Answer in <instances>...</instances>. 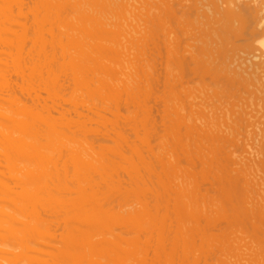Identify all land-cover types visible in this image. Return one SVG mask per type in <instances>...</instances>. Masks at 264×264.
Wrapping results in <instances>:
<instances>
[{
  "label": "bare ground",
  "instance_id": "obj_1",
  "mask_svg": "<svg viewBox=\"0 0 264 264\" xmlns=\"http://www.w3.org/2000/svg\"><path fill=\"white\" fill-rule=\"evenodd\" d=\"M0 5L14 14L0 22V148H17L0 164V238L11 248L0 264L28 263L18 245L44 257L38 233L53 241L43 238L49 251L56 244L54 254L78 242L82 251L71 245L77 257L67 253L64 264H99L95 254L104 251L109 264H264V0ZM110 49L116 58L107 61ZM78 135L95 148L93 160L74 159ZM26 146L58 158L30 169L24 161L23 176L16 152ZM18 174L28 180L22 186ZM121 197L140 207L127 211ZM5 204L23 217L35 213L33 226L23 222L18 232L22 219Z\"/></svg>",
  "mask_w": 264,
  "mask_h": 264
},
{
  "label": "rangeland",
  "instance_id": "obj_2",
  "mask_svg": "<svg viewBox=\"0 0 264 264\" xmlns=\"http://www.w3.org/2000/svg\"><path fill=\"white\" fill-rule=\"evenodd\" d=\"M29 2H31V1H29ZM27 3H28V2H27ZM31 3H32V2H31ZM26 6H28V7L26 8V10H27L28 8L30 9L32 5L29 6V4H28V5H26ZM2 8H3V7H1V5H0V10H1ZM24 8H25V7H24ZM29 9H28V10H29ZM73 9H74V7H73ZM73 9H72V10H73ZM24 10H25V9H24ZM26 10H25V12H26L27 14H29V13L32 12V11H31L32 9L29 10L30 12H29L28 10H27V11H26ZM69 10H70V9H69ZM72 10H70V12H68V13L70 14V13L72 12ZM77 10H78V9H77ZM77 10H76V11H77ZM44 11H45V10H44ZM76 11H75V9H74V11H73V12H74V15L77 14L78 11H77V12H76ZM28 12H29V13H28ZM40 12H41V11H40ZM73 12H72V13H73ZM75 12H76V13H75ZM12 13H13V12H10V13H8V12H4L3 9H2V10L0 11V22H2V21H4V20H6L7 18H10V16L14 15V14H12ZM45 13H46V11H45ZM47 13H49V12H47ZM72 13H71V15H73ZM38 14H39V13H38ZM50 14H51V13H50ZM50 14H49V16H50V17H49L47 14H44L43 11H42V16L45 15V18L48 19V20H46V21H47L48 23H50V25H52L53 22H49V20H50V21H53V20H54V22L57 20V22L59 23V21H58V17L54 14V15H55V18L57 17L56 20H55L54 15H50ZM32 15H33V16H32ZM61 15H62V14H61ZM74 15H73V16H74ZM28 16H29V15H28ZM31 16L34 17V20H35L34 12L31 13ZM40 16H41V14H40ZM46 16H48L49 18L46 17ZM51 16H52V17H51ZM64 16H65V15H64ZM32 17H31L32 20H29V19H30V16H29V19H28V20H29L30 22L33 21V18H32ZM75 17H76V16H75ZM40 18H41V17H40ZM45 18H44V19H45ZM51 18H52V19H51ZM64 18H65V17H64ZM59 19H60V18H59ZM28 20H27V21H28ZM60 20H61V19H60ZM27 21H26V22H27ZM65 21H66V20L64 19V22H65ZM66 22L68 23V19H67ZM66 22L63 23V25L61 24V25L63 26V28L66 27V26L68 25V24H67V25L64 26V24H66ZM28 23H29V22H28ZM31 23H32V22H31ZM33 23H34V21H33ZM33 23H32V24H33ZM48 23H47V24H48ZM55 24H56V23H55ZM59 24H60V23H59ZM59 24H57V26H59ZM30 25H31V24H30ZM60 27H61V26H60ZM63 30H64V29H63ZM90 33H91V31H90ZM90 33H89V31H88V33H86V35H88V34L91 35ZM30 34H31V35H30ZM30 34H29V35H30V39H29L28 41L31 42V39H32V37H31V36H32V32H30ZM92 34H93V31H92ZM89 35H88V37H89ZM11 36L13 37V36H15V35H11ZM11 36L6 37V38H8V40H10V42L6 40V41H7L6 44H7V46H8V42H9V45H10V44L12 45L14 42H16V43H14V45L16 46L18 40L12 42L11 40H16V39L11 38ZM84 36H85V35H84ZM94 36H95V35H94ZM94 36H91V37L94 38ZM9 37H10L11 39H10ZM81 37H82V36H80L79 38L84 40V37H82V38H81ZM86 37H87V36H86ZM91 37H90V38H85V40L88 41L89 39H91ZM6 38H5V39H6ZM14 38H17V37L15 36ZM28 38H29V37H28ZM91 40H92V39H91ZM79 41H80V40H79ZM89 41H90V40H89ZM1 42H2V43H1ZM3 42H5V40H4V41L0 40V46H1V47H2L3 45L5 46V44H3ZM1 44H2V45H1ZM29 44H30V46H29ZM29 44H28V47H26V49H29V48L32 47V44H31V43H29ZM14 45H13V47H11V49H13V50L15 51ZM5 47H6V46H5ZM2 48H3V47H2ZM6 48H7V47H6ZM3 49H4V48H3ZM3 49L1 50V48H0L1 53L4 51ZM114 49L116 50V47H114L113 50H114ZM117 49H118L119 52H120V49H121V48H120V49L117 48ZM5 50H6V49H5ZM111 50H112V49H110L109 51H107V52L103 55V56H104L103 58L106 57V60L108 59L107 61L114 60V59L116 58V53H114L115 50H114V52H113V55H112V53H111ZM121 50H122V49H121ZM11 52H12V51H11ZM13 53H14V52H13ZM110 54H111V55H110ZM41 94L43 95L44 93H41ZM44 95H45V94H44ZM44 95H43V96H44ZM43 96H42V97H43ZM44 97H46V96H44ZM12 106H13V105H12ZM12 106H11V108H12ZM17 107H19V106H17ZM13 108H14V107H13ZM15 121H16V120L13 121L14 123H12V121H11V122L8 121V122L11 123V125H12L13 128H14L15 125H17V128H16V126H15V129L18 130V129H19L18 126H19L20 122L18 121V122H19V124H18V123H15ZM7 124H8L9 127L11 126L9 123H7ZM22 124H24V123L21 122L20 125L23 126ZM21 126H19V127L21 128ZM79 134L81 135L82 133H79ZM80 135H78L77 137H79V139H81L80 141H83V140L85 139L83 136H85V135L81 136V138H80ZM77 137H76V138H77ZM76 138H75V143L78 142V140H77ZM83 138H84V139H83ZM71 140H72V139H71ZM80 141H79V142H80ZM71 142H72V141H71ZM79 142H78V143H79ZM72 143H73V142H72ZM75 143H73V145H74ZM78 143H76V144H78ZM81 143H82V142H81ZM76 144H75V146H76ZM79 144H80V143H79ZM79 144H78V145H79ZM83 144H84V145H83ZM71 145H72V144L70 143V147H71V149L73 150V145H72V146H71ZM78 145L75 147L77 150L74 148V149H75L74 151L77 153V155L74 154V155L76 156V158H74L75 156L73 157L74 159H78L77 156H80V154H81V157H79V159H81L82 156L84 155V157H83L84 159L82 158L83 160H86V158H87V159H90V157H91L92 160H93V157L97 155L95 152H93L95 155L92 156L93 153H91L92 151L95 150V148L92 147L94 150H92V149H90V150L87 149V150H86V149H85V148H87L88 146H87V147L85 146L84 141H83L82 144H80V146H83V147H80V146H78ZM84 146H85V147H84ZM3 147H4V145H3ZM3 147H2V145H1V148H0V150H1V151H0V164L3 163L4 166H5V164L8 162L7 160L9 159V161H10V159H13V157L16 156V155L13 154L14 149H15L14 147H12V146L9 147L13 152H12L10 149L3 150V149L6 147V145H5L4 148H3ZM7 147H8V146H7ZM11 147H12V148H11ZM26 147L29 148V146H26ZM13 148H14V149H13ZM22 148H23V147H22ZM28 148H26V149L24 150V153H23V154H26V155H23V154H22L23 151L21 152V150H20V152H19V151L16 152V153H20V154H21V155L19 154V156H18V158H17V160L19 159V160L17 161L19 171H20V169L24 168L26 165H28V167L31 165V166L29 167V169H30V168H36V167H44L45 165H47V164L49 163L50 160L54 161L55 159L58 158V156H57V152H56V151H55L56 155L45 156L44 159L41 158V157L43 156V155H42L43 151L46 150V147L42 148L43 150H42V149L40 150L39 148H38V150H37V148H36V149H32V148H29V149H28ZM68 148H69V147H68ZM78 148H79V149H78ZM82 148H83V149H82ZM19 149H21V148L19 147ZM19 149H18V150H19ZM23 149H24V148H23ZM30 149H31V150H30ZM80 149H81V150H80ZM84 149H85V151H87V152H86L87 154H88L89 151H91V152H90V153H91V156H89V155H90V153H89L88 156L85 157V156H86L85 151H84V154L82 153V152H83L82 150H84ZM33 150H34V151L37 150V151L34 152ZM4 151H5V153H3ZM10 151H11V153H10ZM15 151H17V148L15 149ZM25 151H26V152H25ZM30 151H31V152H30ZM81 151H82V152H81ZM7 152H9V153H7ZM6 153L8 154V156H7ZM79 153H80V154H79ZM28 154H29V156H30L31 158H30L29 156L27 157ZM78 154H79V155H78ZM41 155H42V156H41ZM66 155H67V154H66ZM21 156H22V157H21ZM64 157H65V156H64ZM24 158H25V159H24ZM27 158H28V159H27ZM29 158H30V159H29ZM21 159H23V160L21 161ZM82 159H81V160H82ZM4 160L7 161V162L4 163ZM69 160H70V159H69ZM24 161L26 162V165H25V162H24ZM1 162H2V163H1ZM19 162H20V163H19ZM22 162H24V163H22ZM56 162H57V161H56ZM56 162H55V163H56ZM70 163H71V164H69V165L71 166V165H72V161H71V160H70ZM23 164H24V165H23ZM93 164H95V163L93 162L92 165H93ZM21 165H23L24 167L21 166ZM4 166H3V167H4ZM19 167H20V168H19ZM28 167L26 166L25 168L28 169ZM49 167H50V166H49ZM50 168H51V167H50ZM27 169H22V170L24 171V170H27ZM29 169H28V170H29ZM70 169H72V167H70ZM22 170H21V171H22ZM21 171H20V172H21ZM23 171H22V172H23ZM71 171H72V170H70V174H71ZM20 172H19V173H20ZM22 172H21V174H23V176H24V172H26V171H24L23 173H22ZM21 174H20V175L18 174V175L20 176V179L23 178V176H22ZM19 176H18V178H19ZM18 178H17V179H18ZM24 178H25V177H24ZM24 178H23V179H24ZM69 178H70V177H69ZM25 181H28V180L24 179V180H22V183H19V182H21V180H19V181H18V185L20 184V185L22 186L23 184H25ZM23 182H24V183H23ZM20 185H19V186H20ZM73 187H74V189H73L74 191H79V192H81V190H79V189H77V188L75 189L76 184H74ZM18 190H20V191L22 192L21 187H20V189H18ZM20 191H18V192L21 193ZM90 192L94 193L92 190H89L87 193H85V192H81L82 198H83V197H85V198H89L88 195H90ZM91 195H92V194H91ZM91 195H90V196H91ZM91 198H92V196H91ZM132 198H133V197H132ZM119 199H120V198H119ZM119 199H118V201H119L118 203L123 204V202H122V201L120 202ZM124 199H126V198L124 197ZM124 199H122V197H121V200L124 201ZM126 200H129V199L127 198ZM133 200H134V198H133ZM130 201H131V198H130ZM124 202H127V201H124ZM132 202H133V201H132ZM132 202H129V201L127 202V203H130V204H131V205L129 204L130 206H129L127 203H125L126 206H125V204H123L125 207H124L123 205H122V206H123L124 208H126V210L130 208L129 211L132 210L133 208L135 209V207H138V206H135V205H139V204H136V203H135L136 201L133 202L134 204H133ZM113 204H114V203H113ZM115 204H116V205H115ZM115 204H114V205H115V208H117V205H118V204H117V203H115ZM20 205H21V204H20ZM20 205H19V206H20ZM11 206H13V205H7V204H5V205H4V207H5L4 209H5V211H8V210H6V209L9 208V211H8V212H9L10 214H13L14 217H16L17 215L20 216V217L18 218V220H19V219H20V220L22 219V221H19V223L21 222V225H22V223L24 222L23 225L26 224L27 227H32V226H33L32 222L29 223V221H31V220H30L31 217L34 218V216H32V215L35 214V213H33V214L30 213L29 215L24 216L25 218L27 217L26 220H27V219L29 220V221H28V220L26 221V220H23L24 217L22 216V214H21L20 212L16 211V209H14L15 206H13V207H11ZM66 206H68V205H66ZM71 206H74V205H69V207H65V209H68L69 211H71V212L68 211L69 213H71V215H72V214H76L77 212L80 213V212H79L80 209L78 210V208H77L76 206H75L76 208H75V207H71ZM120 206H121V205H118V207H120ZM122 206H121V207H122ZM127 206H129V207H127ZM133 206H134V207H133ZM84 207H86V206H84ZM88 207H89V206H88ZM131 207H132V209H131ZM139 207H140V206H139ZM139 207H138V208H139ZM81 209L84 210V208H81ZM122 209H123V208H122ZM134 209H133V210H134ZM136 209H137V208H136ZM13 210H14L16 213L18 212V213H20V214H16V215H15L14 213H11ZM73 210H74V211L76 210V212H75V213H72ZM83 210H82L81 213H85V214H87V213L85 212V210H84V211H83ZM93 210H95V208H94ZM124 210H125V209H124ZM10 211H11V212H10ZM14 211H13V212H14ZM86 211H87V209H86ZM127 211H128V210H127ZM93 212H94V211H93ZM96 212H97V211H95L94 214H95ZM28 213H29V212H28ZM38 213H39V212H38ZM69 213H68V214H69ZM91 213H92V211H91ZM31 214H32V215H31ZM88 214H90V212H88ZM96 214H98V213H96ZM59 215H60V214H59ZM59 215H58V216H59ZM91 215H93V213H92ZM18 216H17V217H18ZM21 216H22V218H21ZM29 216H30V217H29ZM85 216H86V215H85ZM87 216H90V215H87ZM94 216H95V215H94ZM94 216H92V218H93ZM110 216H111V215H110ZM96 217H97V215H96ZM113 217H114V216H113ZM116 217H117V216H116ZM98 218H99V217H98ZM32 221H34V219H33ZM61 221H64V219L60 220L59 222L61 223ZM19 223H18V224H19ZM27 223H28V224H27ZM60 223H58V224L60 225V226H59V232H61V231H60V230H61L60 227H62V229H63V226H64V225H63L64 222H62L61 224H60ZM31 224H32V225H31ZM16 225H17V222H16L14 228H15V229L18 228V230H19V228H21V225L19 224L20 227H19V226H16ZM23 225H22V227H23ZM26 225L24 226L25 229L27 228ZM29 225H31V226H29ZM13 226H14V225H13ZM24 227L20 229L21 231H20V230H19V231L17 230V231H18V232H22V231H24ZM93 228H97L98 230H97V229H93ZM11 229H12V228H11ZM9 230H10V229H9ZM92 230H94V231H92ZM92 230H90V228H88V231H90V234H92V235H95V236H96V233H97V234L100 233V227H92ZM95 230H96V231H95ZM101 230H102V231H103V230L105 231V229H103V228H102ZM116 230H117V229H116ZM116 230H115L114 232L117 233L118 230H117V231H116ZM91 231L94 232V234H93ZM97 231H98V232H97ZM106 231H107V230H106ZM110 232H111V231H109V232H105V233H108V234H109ZM111 233H113V231H112ZM35 234H36V233H35ZM38 234L41 235V237H39ZM38 234L35 235L36 237L38 236L37 238H40V239H41V240L39 239V242H40V241H41V242H40V243L38 242V246H42V244H41V243H42V240H43L45 243H46L45 240H47V244H48V245H49V244H52L53 241L50 240L49 237L43 236L41 233H38ZM43 234H44V233H43ZM86 234L90 236V234H88L87 231H86ZM75 235H76V234H75ZM98 235H101V238H100V239H102V235L105 236L104 232H103V234L100 233V234H98ZM35 236H34V237H35ZM104 236H103V238H104ZM106 236H107V235H106ZM111 236H113V234H111ZM111 236H110V237H111ZM74 237H75V236H73V238H74ZM77 237L79 238V235H78ZM77 237H76V238H77ZM93 237H94V236H93ZM98 237H100V236H98ZM107 237L110 238L109 236H107ZM107 237H106V238H107ZM5 238H6V237H4V238H3V237L0 238V242L3 241V242L5 243L6 240L9 239V238H8V239H7V238L5 239ZM37 238H35V239H37ZM43 238H45V240H44ZM47 238H48L50 241H48ZM68 238H69V237H68ZM73 238H72V239H73ZM76 238H74L76 241H79V240H80V238H79V240H77ZM2 239H3V240H2ZM69 239H71V238H69ZM1 240H2V241H1ZM4 240H5V241H4ZM37 240H38V239H37ZM51 241H52V242H51ZM70 241H71V240H68V244H67V245H68V248H66V247H67V245H66V246L62 249V251H63L62 254H64V255L61 254V251H58V254H60V256H62V257L57 256L58 254H54V252L56 253V251H54V250H57V249H58L57 247H56L57 249L55 248V245H56V244H55V245L53 244L54 247H53V245H51V246L53 247L54 250L51 248V250L49 251L48 249H50V248H49L50 246H49L48 248H46L48 245L44 243V247L46 246L45 248L49 251V253L52 251V253L49 254L50 259H48V258H49V257H48V254H47L48 251L46 252V251L44 250L45 248L42 250V251H44V252H42V254H44L45 260H46V256H47L48 263H47V260H46V261H43V260H44V257H42L43 255H42V256L40 255L41 252H39L38 254H35L36 251H33V249H32V250H31V249H28V251H27V248H23L22 245H21V248L19 247L20 245H18V248H19V249L16 248L17 245H16V246H13V247H12V245H11V247H12V248H15V249H17V250H21V251H22L21 254L19 253L20 251L17 252V251L15 250V251H16V254L19 253V254L21 255V260H26V261H27L28 263H30V264H34V263H32V262H35V261H36L35 264H36V263L38 264V262H37L38 259H40L39 261H41V262L43 261V263L39 262V264H46V263H47V264H50V263H52V262H54V264H59V262L57 261V259H59V261H60V258L62 259V264H64V261H65V260H69L72 256H73V258H74V257L76 258L77 256H75L74 254H76L77 252L80 253V252L82 251V250H81V247H80V249H79L78 242H73L74 244L77 243L76 245H74L73 243L71 244V242L74 241V240H72L71 242H70ZM69 243H70V244H69ZM8 244H9V242H8V243L6 242L5 244H3V243L1 244V245L6 246V248L0 246V253H1L0 255H2V257H0L1 260L4 259L3 257L6 256V254H5V256H4L3 253H4L5 251H3V250H5V249L7 250V246L10 248V246H9ZM10 244H11V243H10ZM40 244H41V245H40ZM71 245L74 247L75 250L77 249V250H79V251H75L73 248L71 249ZM77 246H78V247H77ZM24 247H25V246H24ZM61 247H62V246H61ZM75 247H77V248H75ZM9 248H8V249H9ZM22 248H23V250L25 249V251H23ZM69 248H70L71 250H74V251H75V252L72 251V253H74L72 256H71V254H72L71 251H68ZM102 248H103V247H102ZM1 249H2V251H1ZM10 249H11V248H10ZM41 249H42V247H41ZM64 249H67V251L64 250ZM70 249H69V250H70ZM105 249H106V247H105L103 250H105ZM29 250L32 251V252H31L32 254L35 252L34 254L36 255L37 258H38V256H39V258H38V259L35 258V255L33 254V260L28 259V257H29V258H32V257H30V255H29V254H31V253H29V252H30ZM103 250H101V252H102ZM7 251H9V250H7ZM10 251H14V250H10ZM26 251H27V253H29V254L25 253ZM99 251H100V250H99ZM2 252H3V253H2ZM45 252H46V253H45ZM69 252H70V254H69ZM104 252H105V251H104ZM104 252L102 253V255H103V254H104V255H103V256L101 255L103 259L101 258V256H100L99 253H96V254H95V258H97V260L100 262L99 264H109L110 261H111V263H112V260H111V259H112V253L110 254V253L108 252V254H110V255H107V253H106L107 251L105 252L106 254H105ZM14 253H15V252H14ZM67 253H68L69 256H71V257H67V255H68ZM24 254H25V256L28 255V257H27V256H26V257L22 256V255H24ZM32 254H31V255H32ZM51 254H54L55 256H57V257H59V258H56V261H52L51 258H53V257L55 258V256L52 255V256H53V257H52ZM66 254H67V255H66ZM20 255H17V256H20ZM37 255H38V256H37ZM76 255H79V254L77 253ZM93 255H94V253H93ZM65 256H66V257H65ZM108 256H111V257H108ZM40 257H42V258H40ZM99 257H100V258H99ZM110 258H111V259H110ZM35 259H36V260H35ZM42 259H43V260H42ZM1 260H0V261H1ZM19 260H20V257H19ZM19 260H16V261L18 262ZM21 260H20V261H21ZM30 260H31V262H30ZM53 260H55V259H53ZM50 261H52V262H50ZM69 261H70V260H69ZM27 262H26V263H27ZM45 262H46V263H45ZM66 262L68 263V261H66ZM0 263H2V262H0ZM19 263H20V262H19ZM21 263H22V262H21ZM28 263H27V264H28ZM60 263H61V261H60ZM111 263H110V264H111ZM22 264H23V263H22ZM24 264H25V263H24ZM72 264H73V262H72Z\"/></svg>",
  "mask_w": 264,
  "mask_h": 264
}]
</instances>
